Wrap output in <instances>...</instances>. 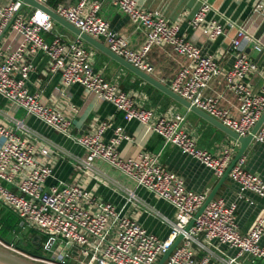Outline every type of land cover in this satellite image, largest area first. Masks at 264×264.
I'll return each instance as SVG.
<instances>
[{
  "label": "built area",
  "instance_id": "built-area-1",
  "mask_svg": "<svg viewBox=\"0 0 264 264\" xmlns=\"http://www.w3.org/2000/svg\"><path fill=\"white\" fill-rule=\"evenodd\" d=\"M21 1L0 2V40L9 30L21 36L17 44L0 45V96L82 147L86 153L81 165L83 171L91 174L97 159L108 163L133 180L136 188L171 205L175 218L145 209L170 226L169 235L162 239L124 208L100 199L80 183L60 181L48 185V179L53 176L51 161L56 158L57 149L46 138H31L34 132L22 120H16L12 126L0 122V201L15 213L22 227L38 229L60 239L57 245L53 239L50 257L28 253L1 236L0 244L13 253L47 264H157L183 234L164 264H245L241 259L244 255L264 264L263 217L243 234L237 226L238 203L214 197L186 231L208 193L190 189L180 174L161 162V151L122 158L117 149L126 138L121 126L109 141L103 138L106 122L100 123L95 132L74 134L71 119L61 109L42 103L39 94L30 91L28 83L35 70L33 58L43 53L49 60L48 70L59 74L66 88L82 85L99 99L112 103L123 112L125 120L147 125L163 137L165 144L177 146L216 177H222L230 165L235 156L233 149L224 145L219 153H212L200 148L184 128V114L176 110L157 113L153 107H145L136 100L133 92L123 90L117 79L106 78L95 68L94 50L88 48L79 35L67 40L55 34L51 41L48 40L45 33H53L57 21L37 7L31 6L32 12L27 14L24 7L30 5L21 8ZM37 1L46 6L50 2ZM108 1L127 15L136 29L146 33L140 48H133L128 39L99 14L103 0L59 3L52 9L84 33L103 38L111 51L149 74L154 71L149 61L152 47L170 46L185 57L187 63L172 78L169 87L238 134L250 133L264 111V67L246 53L243 44L253 43L257 51H264V41L218 11L219 18L207 19L212 5L203 0L192 19L193 28H199L212 40L225 35L228 27L236 29L231 43L235 59L231 67L225 68L213 54L204 53L189 40L182 33L180 23L170 22L163 13L144 8L138 0ZM253 11L264 19V0H255ZM255 75L261 79L257 90L252 83ZM217 78H221L225 89L236 96L235 113L219 105L221 93H206ZM73 109L77 107L73 105ZM254 139L264 144V124ZM229 177L239 187L238 199L253 194L264 200V176L246 168L245 154L233 166ZM128 200L139 206L135 191L129 192Z\"/></svg>",
  "mask_w": 264,
  "mask_h": 264
},
{
  "label": "crops",
  "instance_id": "crops-1",
  "mask_svg": "<svg viewBox=\"0 0 264 264\" xmlns=\"http://www.w3.org/2000/svg\"><path fill=\"white\" fill-rule=\"evenodd\" d=\"M8 1L10 0H0L2 3ZM79 1L50 0L48 6L55 8L59 3L76 4ZM207 2L212 5L206 15L207 19L219 18L216 14L218 11L238 24L244 25L256 37L264 41V19L253 11L255 0H207ZM138 3L144 8L163 13L170 22L180 23L182 33L200 46L204 53L213 54L221 66L229 68L233 65L235 58L231 43L236 34L235 28L228 27L225 35L212 40L199 28H193L191 24L203 0H138ZM25 7L27 14H31L32 7L27 6L26 9ZM99 14L111 23L115 31L125 36L133 48L138 49L144 43L146 33L136 29L132 20L111 5L108 0H103ZM55 34L67 40H73L78 36L58 22L55 24L53 33H45V37L51 41ZM96 39L107 46L103 38ZM20 40V34L9 30L0 40V45H14ZM85 44L95 52V68L101 70L106 78L117 79L121 88L133 92L136 100L145 107H153L157 113L176 110L184 114L186 116L184 128L196 139L200 148L219 153L224 145H229L234 155L237 153L240 147L237 140L140 78L106 53L87 42ZM243 45L246 53L264 67V51H257L253 43L244 42ZM149 61L154 65L151 75L167 86L180 68L187 63L185 57L175 53L168 45L153 46L149 53ZM48 62V58L43 53L34 56L35 70L29 79V89L39 94L42 103L61 109L71 119L74 134L95 132L100 123L106 122L107 128L103 138L109 141L115 135L116 128L121 126L126 135L117 147L122 158H137L142 152L161 151V162L168 169L180 174L190 189L209 194L218 183L221 177H216L208 168L184 154L177 146L165 144L163 137L153 132L147 125L137 120H125L123 112L112 103L99 99L79 84L66 88L60 75L48 70ZM252 83L257 90L261 79L255 75ZM206 93L209 95L221 93L219 105L231 109L234 113L237 111L236 96L225 89L221 78L213 80L206 89ZM73 105L77 107V110L73 109ZM16 120L24 121L33 130L31 138H46L57 149V156L54 161H51L53 176L48 179V185L57 184L60 181L80 183L91 189L100 199L110 201L118 208H124L126 213L141 222L150 232L159 235L162 239L169 235L170 226L162 223L159 217L146 212L145 209H151L152 212L159 211L174 219L175 209L171 205L157 199L142 188H136L133 180L100 159L94 161L91 174L83 171L81 165L86 153L82 147L28 115L23 109L13 107L0 96V122L12 126ZM245 156L246 168L264 176V144L254 139ZM130 191L136 192L139 199L137 204L140 207L136 205V202L128 200ZM238 193L239 187L228 176L215 197H222L228 203H238L237 226L241 233L246 234L258 218H264V200L253 194H247L245 199H238ZM14 221H16L15 225L12 226ZM0 226V236H4L3 231L8 229L6 235L1 237L20 247L22 242L28 243V229H33L22 227L20 219L1 201ZM241 259L245 264H263L259 260L253 262L247 255L242 256Z\"/></svg>",
  "mask_w": 264,
  "mask_h": 264
},
{
  "label": "water",
  "instance_id": "water-1",
  "mask_svg": "<svg viewBox=\"0 0 264 264\" xmlns=\"http://www.w3.org/2000/svg\"><path fill=\"white\" fill-rule=\"evenodd\" d=\"M28 4L32 7H37L45 10L48 12L51 17L56 20L58 23L64 25L71 31H73L76 35H79L81 38H83L87 43L90 45L96 47L100 51L106 53L108 56L119 62L121 65L129 69L131 72L139 76L140 78L144 79L148 83L152 84L171 98H173L175 101L180 103L181 105L185 106L190 111L196 113L203 119L207 120L208 122L212 123L219 129L223 130L226 134H228L233 139L237 140L240 144V147L235 154L233 160L231 161L230 165L226 169L223 176L220 178L218 183L215 185V187L212 189V191L208 194L206 201L202 205V207L196 212L190 223L186 227V231H188L194 224L196 218L201 215V213L204 211L206 206L209 204V202L216 196L220 186L225 182V180L228 178L230 171L232 170L233 166L236 164V162L240 159L241 156H243L250 144L253 142L256 133L259 131L261 126L264 124V111L255 124V126L252 128L250 133L247 135H240L228 126L224 125L220 120L216 119L215 117L211 116L204 110L200 109L199 107L192 104L189 100L185 99L178 93L174 92L169 86L164 84L163 82L159 81L155 77H153L151 74L137 68L132 63L127 61L125 58L117 55L113 51H111L105 44L100 42L98 39L88 35L87 33H84L79 28H77L75 25L70 23L68 20L57 14L52 8L49 6L43 5L37 0H22L21 1V8ZM183 238V234H180L173 245L167 250V252L161 257L160 261L157 264H164L170 253L173 251V249L180 243L181 239ZM53 242V239H51L48 248H50L51 243ZM28 243L25 242L24 245L26 246ZM38 244V243H37ZM40 244V243H39ZM35 262L33 260H30L26 257H23L21 255H18L16 253H13L12 251L6 249V248H0V264H34Z\"/></svg>",
  "mask_w": 264,
  "mask_h": 264
},
{
  "label": "rangeland",
  "instance_id": "rangeland-1",
  "mask_svg": "<svg viewBox=\"0 0 264 264\" xmlns=\"http://www.w3.org/2000/svg\"><path fill=\"white\" fill-rule=\"evenodd\" d=\"M26 8L27 6L25 7V9ZM28 233H29L28 244L25 246L24 242L21 243L22 247L25 250H28L27 251L28 253H30L29 251H31L40 256L50 257L51 248H48V245L51 239H55V245H57L60 242L59 238L45 234L38 229H28ZM0 248H6V247L0 244ZM34 262H35L34 264H47V263L37 262V261H34Z\"/></svg>",
  "mask_w": 264,
  "mask_h": 264
},
{
  "label": "trees",
  "instance_id": "trees-1",
  "mask_svg": "<svg viewBox=\"0 0 264 264\" xmlns=\"http://www.w3.org/2000/svg\"><path fill=\"white\" fill-rule=\"evenodd\" d=\"M15 222H16V221H14V223L12 224V226L15 225ZM7 230H8V229H7ZM7 230L3 231L4 236L6 235ZM1 236L4 237L3 235H1ZM21 248H23V247H21ZM23 249H24V248H23ZM24 250H25V249H24ZM26 251H28V250H26ZM29 252H30L31 254L37 255V254H35V253L31 252V251H29Z\"/></svg>",
  "mask_w": 264,
  "mask_h": 264
}]
</instances>
